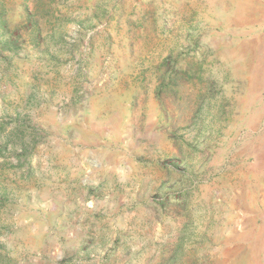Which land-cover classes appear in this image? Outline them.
I'll list each match as a JSON object with an SVG mask.
<instances>
[{"label": "rangeland", "instance_id": "374dc122", "mask_svg": "<svg viewBox=\"0 0 264 264\" xmlns=\"http://www.w3.org/2000/svg\"><path fill=\"white\" fill-rule=\"evenodd\" d=\"M0 264H264V0H0Z\"/></svg>", "mask_w": 264, "mask_h": 264}]
</instances>
